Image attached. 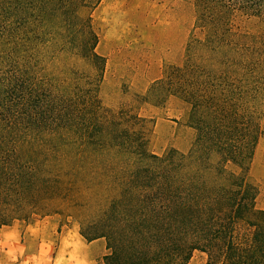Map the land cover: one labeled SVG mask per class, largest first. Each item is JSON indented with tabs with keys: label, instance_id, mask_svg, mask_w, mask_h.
I'll list each match as a JSON object with an SVG mask.
<instances>
[{
	"label": "trees",
	"instance_id": "1",
	"mask_svg": "<svg viewBox=\"0 0 264 264\" xmlns=\"http://www.w3.org/2000/svg\"><path fill=\"white\" fill-rule=\"evenodd\" d=\"M99 1L0 0V227L73 219L85 241L104 239L97 264H188L195 251L264 264L248 179L264 128V0H193L184 61L147 96L187 103L195 137L161 154L150 120L101 101Z\"/></svg>",
	"mask_w": 264,
	"mask_h": 264
},
{
	"label": "rangeland",
	"instance_id": "2",
	"mask_svg": "<svg viewBox=\"0 0 264 264\" xmlns=\"http://www.w3.org/2000/svg\"><path fill=\"white\" fill-rule=\"evenodd\" d=\"M143 1L118 0L114 1L117 6L97 4L90 10L98 34L96 49L106 58L99 96L107 107L117 109L130 104L150 120V151L161 154L174 147L187 152L195 137V130L187 123L189 105L172 95L158 102L147 96V91L165 71L183 63L185 44L194 24V3L145 0L154 1L155 6H140ZM157 3H164V7ZM242 22L251 23V19L242 15L234 18V23ZM248 179L257 187V207L264 208V128L249 165ZM53 215L1 226L0 264H70L72 261L64 258L66 253L56 255L59 231L77 222ZM92 247V264H97L106 251L104 239H97ZM205 261V254L195 251L188 264Z\"/></svg>",
	"mask_w": 264,
	"mask_h": 264
},
{
	"label": "crops",
	"instance_id": "3",
	"mask_svg": "<svg viewBox=\"0 0 264 264\" xmlns=\"http://www.w3.org/2000/svg\"><path fill=\"white\" fill-rule=\"evenodd\" d=\"M114 1L118 0H100L97 6H117L114 4ZM134 5V4H132ZM140 6H155V2L152 1H143L142 4H139ZM158 6L164 7V3L158 4ZM124 6H130V4H126ZM175 63H178V60H176ZM57 215V214H55ZM54 215H48L45 217H51ZM43 217V218H45ZM56 221L55 217L53 219ZM55 223V222H54ZM60 227L58 226V229ZM60 237L58 240V245H57V254L56 255H64V258L72 261L70 264H92V258L91 255L93 253L94 248L92 247L94 241L92 240L90 242L85 241L82 236L79 234L78 231V225L77 224H72L71 227L66 228L64 231L60 230ZM101 239V238H98ZM92 247V248H91Z\"/></svg>",
	"mask_w": 264,
	"mask_h": 264
}]
</instances>
